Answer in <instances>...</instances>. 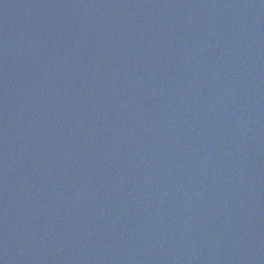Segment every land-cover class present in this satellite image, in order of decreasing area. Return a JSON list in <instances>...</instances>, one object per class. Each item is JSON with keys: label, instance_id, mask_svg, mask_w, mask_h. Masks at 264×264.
I'll return each mask as SVG.
<instances>
[{"label": "water", "instance_id": "95a60500", "mask_svg": "<svg viewBox=\"0 0 264 264\" xmlns=\"http://www.w3.org/2000/svg\"><path fill=\"white\" fill-rule=\"evenodd\" d=\"M0 264H264V0H0Z\"/></svg>", "mask_w": 264, "mask_h": 264}]
</instances>
